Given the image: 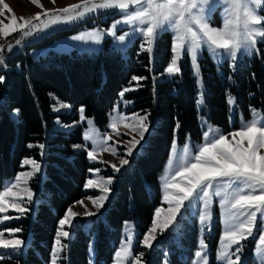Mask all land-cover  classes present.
I'll return each mask as SVG.
<instances>
[{"label": "trees", "instance_id": "16d2710c", "mask_svg": "<svg viewBox=\"0 0 264 264\" xmlns=\"http://www.w3.org/2000/svg\"><path fill=\"white\" fill-rule=\"evenodd\" d=\"M30 46L12 51L6 56V66L0 68V75L5 77L0 83V189L5 178L20 169L26 156L42 161L43 173L32 183L37 191L32 215L12 222V226L28 231L24 252L4 262L49 263L59 219L72 203L90 193L84 184L91 165L85 150L73 148L82 142L84 128L78 109L84 106L85 114L103 127L122 89L135 85L136 89L127 92L126 97L136 100L137 109L150 112L151 128L139 151L130 157L128 167L118 174L112 197L96 216L91 230L83 228L82 219L74 225L63 261L89 264L88 242L93 229L95 261L108 264L124 220L135 217L142 231L151 223L161 200L157 176L168 156L176 124L180 125L179 140L201 135L188 58L181 64V80L153 82L152 75L163 74L171 57V37L167 32L156 40L152 63L145 52L139 51L137 41L129 46L127 57L107 43L98 53H53L39 58L29 55ZM260 59L264 60L263 52L254 59L245 58L244 72L231 83L216 74L206 77L204 98L212 122L228 129L226 90L235 94L246 116L250 106L264 109V64ZM133 76L147 78L137 84ZM52 96L70 103L71 110L52 112ZM12 112L17 114L16 119ZM57 117L66 124L77 123L68 131L56 130L53 125ZM40 144H44L42 154ZM216 229L218 235V226ZM159 261L156 255L151 264ZM172 264L184 262L172 260Z\"/></svg>", "mask_w": 264, "mask_h": 264}, {"label": "snow or ice", "instance_id": "6c2138e0", "mask_svg": "<svg viewBox=\"0 0 264 264\" xmlns=\"http://www.w3.org/2000/svg\"><path fill=\"white\" fill-rule=\"evenodd\" d=\"M38 7L39 0H32ZM214 7H222V26L212 27L208 23V14ZM4 8L11 11L7 4ZM264 10V0H81L56 10H44L43 14L37 13L30 18H17L13 15L9 23L0 21V36L9 37L12 33H19L20 38L15 39V45H20L22 40L34 34L43 32L53 26L67 24L83 20L93 14L119 15L122 19L115 20L107 30L93 29L72 39L76 41L90 42L99 45L105 39V35L113 37L120 47L126 40L138 34L142 43L140 48L146 51L151 58L156 39L160 32L171 31L173 42L171 45V58L165 71L169 76L181 72L180 62L182 58H189L194 68L195 75L199 77L200 65L198 56L202 49L208 51L209 56L214 58L219 65L223 61L230 60V67L235 68L236 62L241 55L252 56L260 54L258 43H264V16L260 11ZM125 24L132 27V32H124L118 35V25ZM14 45L0 43V66H6L7 57L5 51L11 53ZM147 77L133 76L132 80L139 81ZM231 79V77H229ZM5 77L0 75V83ZM202 87V81L197 80ZM130 89L121 91V98ZM229 106L236 103L235 97L227 96ZM59 103V108L70 107ZM198 105L203 104V94L197 100ZM19 112V110H16ZM81 122L87 124L83 133L86 142L91 143L87 149L89 161H97V153L109 151L116 156L115 146L108 142L111 136L108 133L100 134L95 127L94 119L85 117V108L78 109ZM108 127L119 136L118 124L136 133L127 143L126 156H132L137 146L145 139L149 132V114L140 115L133 113L131 117L121 114L119 107L113 109ZM130 121V122H129ZM179 123L173 130V140L170 147L169 157L165 169L160 177L162 181L163 200L168 204L167 210L156 208L151 226L143 234L142 240L138 239L146 248L151 249L157 235H163L166 230L178 223V217L182 210L187 211L190 207L202 204L199 210L200 236L197 250L194 252L195 259L191 264H209L207 254L208 245L204 238L206 228L211 230L213 219V198L219 197L221 208L223 234L220 238L216 259L220 264H244L242 253L244 242L250 237L258 235L256 242V257L259 264H264V109L250 108V119L241 121L239 129L230 133H222L218 128L207 126L203 132V142L193 146L187 140L182 146L178 145L175 133L179 130ZM232 139L229 140L228 137ZM33 147V145H29ZM41 150L43 144L38 146ZM74 147L80 148L81 145ZM106 163L104 161H100ZM129 164V160L121 157L120 166L112 165L114 172H119L122 167ZM31 166V171L18 173L13 181L3 185L0 190V262L19 253L25 241L16 234L23 231L19 227H11L7 221L20 219L29 209L25 207L31 203L34 193L27 187L30 180L41 170L38 161L25 158L23 166ZM175 166V167H174ZM99 168H90L89 172L94 175L99 173ZM179 177V180H177ZM112 178L107 180L100 178L88 179L85 188H97L100 195L88 197L91 200L95 212L86 210L84 216H96L105 206L109 199ZM21 184L24 186L21 188ZM83 206V201H78ZM70 206L62 218L58 221L54 246L51 251V264H58L61 253L68 245L62 243L61 238L68 239L70 231L67 227H74V219L80 215L73 211ZM16 211L19 215L15 218L7 215L9 210ZM164 212L163 218L161 217ZM259 214V217H258ZM126 238L114 252V264H142L144 253L133 255L132 225L125 222ZM5 232L8 236L5 237Z\"/></svg>", "mask_w": 264, "mask_h": 264}, {"label": "rangeland", "instance_id": "374dc122", "mask_svg": "<svg viewBox=\"0 0 264 264\" xmlns=\"http://www.w3.org/2000/svg\"><path fill=\"white\" fill-rule=\"evenodd\" d=\"M80 2H81V0H39V4L42 5V7H38L36 4H34L32 2V0H0V21H2L3 23H9L12 16L14 15L17 18L18 22H22V21H19L20 17L30 18L37 13L43 14L44 10H56V9L64 8V7L73 5V4H78ZM4 4H7L9 6V8L11 9V11H8V9H5ZM222 13H223L222 7H214L212 9V11L208 14V23L210 24V26H212V27L222 26ZM260 15L264 16V10L260 11ZM118 19H122V17L119 15H112V14H103V15L93 14V15H91V16L83 19V20L53 26V28L46 29L43 32L34 34L31 37L24 38L20 45H15V40H13L14 37H16V39L20 38V35L18 32L12 33L7 38L0 36V43L5 44V46H6L8 42H11L13 40L11 42L14 45L13 51L14 50H22V49H24V47L26 45H31L28 48V52H29V55L33 58L45 57V56H48V55L53 54V53H73V52L81 53V54H83V53H88V54L98 53L104 48L106 43L109 44L110 46H113L117 50H119L120 53L123 55V57H127L129 46L132 45L133 43H135L136 41L138 42V45H139V51H142L140 48V45L142 43V39L138 34L133 35L129 40H126L124 42V44L121 45L120 47H116L118 42H116L113 37H110L107 35H105V39L99 45H94V44H91L90 42L76 41V40L72 39L74 36L80 35L81 33H84L86 31H91L93 29L107 30L114 23V21L118 20ZM118 29H119L117 32L118 35L123 34L124 32H132V27L125 25V24L118 25ZM166 32L170 34L171 45H172L173 33L171 31L160 32L158 37H160L163 33H166ZM155 46H156V42H155V45L153 48V53L151 54V58L149 57V54L146 51H142V52H145L147 54V56L149 57L150 63H152V61H153V57L155 54ZM257 47H258V49H260V53L261 52L264 53V43H258ZM8 54H10V53L5 51V55L7 56ZM171 55H172V53H171ZM258 55H260V54H258ZM258 55L253 54L252 56H247V55L239 56V58L236 62V67L233 69L229 66L231 63L230 60L223 61L222 63H220L218 65L216 60L214 58H212L211 56H209L208 51L206 49H202L201 54L198 56V61H197L198 64L200 65L199 77H197L195 75L194 68H193V65L191 63L190 57L188 58L190 71H191V74H192L193 79H194V85H195V90H196L195 107L197 110V118H198V124H199L200 129H201V135L199 138H193L190 135H187L182 140H179L178 139V133L176 132L175 135L177 138V142H178V145L180 146L181 149H182V146L186 140L193 146L201 144L203 142V132L207 130L208 125H211L213 128H218L222 133L227 134V133L232 132L233 130L239 129L242 119L243 120L250 119V108L254 107V106L249 107V110H248L249 115L246 116L244 111L239 108L237 100H236V103L232 106H229L228 103L226 102L227 107H228V115H227L228 129L222 125H219V124L212 122L208 116V108H207L206 103H205L204 93H205V89H206V80H207L206 77L207 76H210L212 74H216L220 80H224V81H227L228 83H231L234 79H237V77H239L241 75V72H244L245 67L247 65V62L244 61L245 58H253L254 59L255 57H258ZM184 60H185V58H182V60L180 62L181 70H182L181 64L184 62ZM262 61L264 64V60L260 59V62H262ZM169 62H170V60H169ZM167 65H166V67H167ZM2 67L3 66H0V68H2ZM166 67H165V69H166ZM210 67H212V70H210ZM165 69L163 71V74L152 75V81L157 82V81H160L162 79L178 81V80L182 79V73L181 72L179 74L169 76L166 73ZM229 77H231V79H229ZM198 79L202 81V87L200 84L197 83ZM125 88H129L130 89L129 91H133L136 89V86L135 85L134 86H128ZM126 93L124 94L123 98H121V96L119 94L118 98L115 100L114 106L108 114V119H107V123L105 126L100 127L98 124L95 123V127L100 130L101 136H103L104 133H108L111 136V140H109L108 143L110 145L115 146V148L117 150V155L113 156V155H111V153L109 151L98 152L96 162L89 161V159L87 157L88 162L91 165L90 168H93V169L99 168L100 171L96 175H94L92 172H89L85 183L90 178L100 180L101 177L104 178V180H107L109 177H111L112 181H113L112 184L109 186L111 188V192L109 193V199L105 202V206H104V208H102L100 210V212L105 210L108 202L110 201V199L112 197V193H113L112 186L115 183L118 174L124 168L128 167L129 164L122 167L119 172H114L112 169V165L115 164L117 167H119L121 157H124V158L129 160L131 156H126V149L128 146L126 142L128 140H130L133 135H136V138L139 139V136L136 133L131 132L130 129H128V128H125L123 126V124H118V131L120 132L119 136H117L112 131V129L108 127V124L110 123L111 116L114 115V113H113L114 107L118 106L120 113L124 114L126 117H131L133 113H138L140 115H144L146 113L149 114V123H150V128H151L152 117L150 116L151 115L150 112H148V111L143 112L142 110L137 109L136 108V104H137L136 100L126 97ZM201 93L203 94V104L198 105L197 100L200 98ZM229 95H231L232 97H235V99H236V96L234 93L230 92L229 90H226V93H225L226 98ZM0 97H1V93H0ZM52 100H53V103L51 105L52 112H54V113H65V112H69L71 110V104L70 103H68L64 100H61L55 96H52ZM58 102L67 104L70 107L60 108L59 111H54L53 110L54 107L59 108ZM254 108H256L258 110L262 109L261 107H254ZM11 115L14 119H16L17 114L15 112H12ZM78 115H79V113H78ZM85 117L94 119L92 116H87L86 114H85ZM79 122L84 124V128H83V133H84L85 129L87 128L86 121L81 122L80 117H79ZM76 123L77 122L66 124V123H63L59 117H57L54 120L53 128L56 130L68 131V130L72 129L76 125ZM228 139L231 140L232 137L229 136ZM143 142H144V140L141 142V145ZM75 145H81L82 147L76 148V147H74ZM75 145L73 146V148L75 150H85L86 156H87V149L91 148V143L86 142L84 140L83 134H82V142L75 144ZM140 147L141 146L138 145L137 149L134 151V153L139 151ZM170 147H171V145H170ZM43 149L39 150L41 154L43 153ZM169 153H170V149H169ZM169 153H168V156L165 160L163 168L161 169V171L158 173V176H157L159 186H160L161 200H160L159 205H157L155 207V209L159 207L163 210H167V208H168V204L163 200L162 181H161L160 177L162 176V173L165 169L166 161L169 157ZM261 154H264V149H261ZM25 158L35 159L32 156L24 157L21 160L20 169L16 173H14L13 175H10L7 178H5L0 190H2L3 185H5L8 182L13 181V178L18 173H22V172L27 173V172L31 171V166L25 165L22 167V161ZM36 161H38V160H36ZM100 161H104L106 163H102ZM38 162L41 165V170L38 173H36L30 180H28V184H27V187L31 188V190L33 191V193L35 195H34L33 201L31 203H27L26 197H25V207H27L29 209V211L23 217H25L27 214L32 215V213H33L37 191L32 187V183L36 182V180H34V179L42 176V173H43V162L42 161H38ZM177 180H179V177H177ZM23 186L24 185L21 184L20 187L22 188ZM84 189H85V191L90 192V193L85 195L80 200H78V201H83V206L80 203H77L78 201L72 203L70 206H74L73 211L80 214L74 219V225L76 223H79V221L82 219L83 228L88 231V230H91L92 224L95 221L96 216L100 213L99 212L96 216H92V217H88V216L83 215L86 208L89 211H93V212L96 211L91 200L88 199V197L94 198L96 196H99L101 193H100L99 189H97V188H85V186H84ZM85 206H86V208H85ZM201 208H202V204H200L196 207H190L187 211L182 210V215L178 217L177 225L170 228L169 230H166L163 233V235L158 234L157 240L154 241V246L151 249L146 248L142 243L138 242V239L142 240L143 234L151 226V223L147 227L146 231H142L139 228V226L136 224L137 219L135 217L127 218L126 220L123 221V223L121 225L119 239H118L117 243L114 245V250L111 254V261L108 264H114V252H115V250H117L119 248L121 242L123 240H125V238H126V230H125V222L126 221L132 225L133 255L134 256L138 255L141 252L144 253L143 258H142V264H151L153 259L156 257V255H158L160 257L159 264H172V260H177L178 262H182V263L184 262V264H191V262L195 259L194 252L197 250L198 239L200 236V222H199L198 213H199V210ZM212 208H213V219L211 221V230L209 231L206 228L205 233H204V238H205L206 243L208 245L207 254H208V258H209V264H220V262H218L216 259V254H217L219 241H220V238L223 234L224 228H223V223H222L221 208L219 205V197L213 198ZM155 209H154V212H155ZM154 212H153L152 219L154 217ZM0 215H3V214H0ZM7 215L15 218L19 214L16 211L10 209L8 211ZM163 216H164V212L162 211L161 217L163 218ZM23 217H21V218H23ZM258 217H259V214H258ZM16 220H19V219H11L5 223H7L11 227H14V226H12V222H14ZM151 222H152V220H151ZM217 226H218V235H217V229H216ZM57 228H58V225H57ZM0 230H2V226H0ZM65 230L70 231V233H71L70 237L68 239L61 238V240H62V243L68 245L69 240L73 236V228L68 229L66 227ZM23 233H25V235H23ZM16 235L25 241V244H24L22 250L19 253H16V254H20V253L24 252V248L26 246V242L28 239V231L23 230L21 233H17ZM216 235H217V238H216ZM7 236H8V234H7V232H5V237L7 238ZM55 237H56V234L54 236L53 246H54V242H55ZM258 238H259L258 235H255L254 237L248 238V240L244 242L245 247H244V250L242 253V260H243L244 264H259V261L256 257V242L258 241ZM94 241H95V231L92 229V235H91L89 242H88V258H89L88 262H89V264H102V263H98L97 261H95V243H94ZM53 246H52V248H53ZM52 248H51V251H52ZM66 250L61 253V259L58 261V264H65V263H63V261L66 260ZM0 264H5V262L4 261L0 262ZM48 264H51V252H50V259H49Z\"/></svg>", "mask_w": 264, "mask_h": 264}]
</instances>
